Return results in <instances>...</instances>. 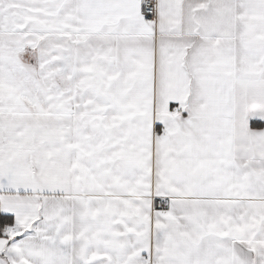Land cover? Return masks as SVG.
<instances>
[{
    "label": "snow or ice",
    "instance_id": "snow-or-ice-1",
    "mask_svg": "<svg viewBox=\"0 0 264 264\" xmlns=\"http://www.w3.org/2000/svg\"><path fill=\"white\" fill-rule=\"evenodd\" d=\"M0 264H264V0H0Z\"/></svg>",
    "mask_w": 264,
    "mask_h": 264
}]
</instances>
